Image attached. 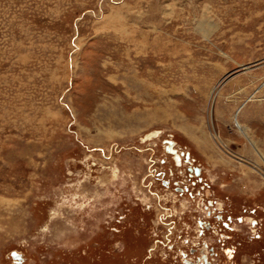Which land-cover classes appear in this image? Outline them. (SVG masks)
Listing matches in <instances>:
<instances>
[{
	"label": "rangeland",
	"instance_id": "374dc122",
	"mask_svg": "<svg viewBox=\"0 0 264 264\" xmlns=\"http://www.w3.org/2000/svg\"><path fill=\"white\" fill-rule=\"evenodd\" d=\"M203 255L264 264V0H0V264Z\"/></svg>",
	"mask_w": 264,
	"mask_h": 264
},
{
	"label": "flooded vegetation",
	"instance_id": "af4514ba",
	"mask_svg": "<svg viewBox=\"0 0 264 264\" xmlns=\"http://www.w3.org/2000/svg\"><path fill=\"white\" fill-rule=\"evenodd\" d=\"M157 135V133L155 132V135H153V137L154 136H156ZM168 141L169 140H166V142H165V144H166V146H165V151L167 152V153H169V154H171V156H172V159L174 160V163L179 167V166H183V162H189V158L191 157V155L189 154V155H187V154H185L184 152H179V150L176 148V144H174V146H173V148L177 151V156L175 155V154H173L172 152H168L167 151V146H168ZM171 141H174V140H171ZM175 142V141H174ZM187 170H188V172L190 173V177H200V175H201V172H202V170H201V168L200 167H197V166H193V167H187ZM168 186V185H167ZM175 189H176V192H177V194H179V193H185L186 191H187V193H191V195L193 194V191H191L190 190V187H188V186H177V187H175ZM194 189V188H193ZM193 196V195H192ZM213 204V203H212ZM209 213V212H208ZM200 224L202 223V221H200L199 222ZM202 227V229L204 228H206V227H208L209 225H206L205 226V224H203V225H201ZM209 228V227H208ZM203 231L204 230H202L201 231V234L203 233ZM200 260L201 261H203V262H201V263H192L191 261H189V262H191V264H202V263H204V260H206V262L208 263V264H210V262L209 261H207V258H206V256H204L203 255V257H200Z\"/></svg>",
	"mask_w": 264,
	"mask_h": 264
},
{
	"label": "water",
	"instance_id": "95a60500",
	"mask_svg": "<svg viewBox=\"0 0 264 264\" xmlns=\"http://www.w3.org/2000/svg\"><path fill=\"white\" fill-rule=\"evenodd\" d=\"M174 144H175L174 141L169 140L168 146H167V151L172 152L173 154H175L177 156V151L173 148ZM13 256L15 258H18L19 260L22 259V257H20L17 253H14Z\"/></svg>",
	"mask_w": 264,
	"mask_h": 264
},
{
	"label": "bare ground",
	"instance_id": "6f19581e",
	"mask_svg": "<svg viewBox=\"0 0 264 264\" xmlns=\"http://www.w3.org/2000/svg\"><path fill=\"white\" fill-rule=\"evenodd\" d=\"M118 21H122L123 17H117ZM237 126L239 127L240 130H243V131H247L248 128H246L245 126H243L239 121H238V124ZM153 135H155V133H153L152 135L149 136L150 137H153ZM176 144V142H175Z\"/></svg>",
	"mask_w": 264,
	"mask_h": 264
}]
</instances>
